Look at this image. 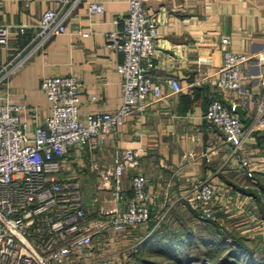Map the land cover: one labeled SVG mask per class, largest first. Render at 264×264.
Returning a JSON list of instances; mask_svg holds the SVG:
<instances>
[{
  "label": "crops",
  "instance_id": "1",
  "mask_svg": "<svg viewBox=\"0 0 264 264\" xmlns=\"http://www.w3.org/2000/svg\"><path fill=\"white\" fill-rule=\"evenodd\" d=\"M94 1L103 4L104 12L88 13L82 2L66 20L63 33L50 37L0 83V97L24 105L20 119L27 131L47 113V101L39 87L44 75L75 73L80 77L81 114L114 111L119 106L121 76L116 66L123 56L106 45L105 33L122 26L113 19L126 14L128 3ZM54 6L50 0H0V23H33L45 8ZM145 6L157 21L153 73L154 80L162 84V98L152 101L144 113L129 116L116 134H109L92 151L84 150L81 160L80 154L70 155L67 162L81 163L84 172L98 180L99 170L92 168L91 158L103 169L122 148H138V171L146 176L152 195L150 210H162V217L174 210L184 214L193 184L208 180L216 188L217 201L227 202L221 222L257 220L262 224L256 198L248 191L250 187L260 190L264 184L262 132H255L244 143L243 152L251 162L248 176L247 169L231 156V146L224 142L222 132L203 114L209 102L218 98L236 103L244 110L245 121L250 119L253 110L245 91L260 88L264 0H146ZM78 28H91L92 32L82 37L76 33ZM222 37L229 38L232 51L251 55L242 65V84L235 92L219 89L211 81L222 60ZM27 38L28 33L0 47V67ZM168 78L179 81V92H172ZM133 172L124 175L125 193L131 191ZM98 190L96 199L101 207H112L110 190Z\"/></svg>",
  "mask_w": 264,
  "mask_h": 264
},
{
  "label": "built area",
  "instance_id": "2",
  "mask_svg": "<svg viewBox=\"0 0 264 264\" xmlns=\"http://www.w3.org/2000/svg\"><path fill=\"white\" fill-rule=\"evenodd\" d=\"M50 1L55 6L45 8L33 23H0V47L28 33L26 42L0 67V83L50 37L63 33L66 20L82 2L88 13L104 12L103 4L94 0ZM145 1L127 0L126 14L113 19L122 26L105 33L106 45L123 56L116 66L121 101L114 111L81 114L82 82L75 73L40 78L47 113L30 131L20 119L24 105L0 97V264H113L104 252L92 256L96 234L104 237L108 228L120 234L150 220L152 195L146 176L138 171L140 149L122 148L103 169L90 159L92 168L99 170L98 188H108L114 200L99 217L87 211L78 176L64 174L71 154L92 151L109 134H116L129 116L144 113L152 101L162 98V84L153 73L157 21L148 14ZM91 32V28L76 31L82 37ZM221 50V64L211 81L219 89L235 92L242 84V65L251 55L232 51L228 37L221 38ZM259 80L258 90L245 91L253 110L247 124L236 113V103L218 98L203 114L222 132L231 156L248 176L251 162L243 152L244 143L255 132H264V59ZM167 83L172 92L181 90L176 78H168ZM130 170L134 171L131 191L125 193L123 178ZM188 204L200 219L217 223L227 208L226 201H217L216 188L208 180L193 184ZM260 227L264 229L263 220ZM140 241L132 245V252L138 251Z\"/></svg>",
  "mask_w": 264,
  "mask_h": 264
},
{
  "label": "trees",
  "instance_id": "3",
  "mask_svg": "<svg viewBox=\"0 0 264 264\" xmlns=\"http://www.w3.org/2000/svg\"><path fill=\"white\" fill-rule=\"evenodd\" d=\"M248 122L249 119H246L244 123ZM262 139H264V132H262ZM248 191L254 194L258 204V214L264 220V184L260 185V190L250 187ZM188 207L189 211L193 212L195 218L199 220L194 222L196 224L188 225L184 220V214L174 210L170 216L175 214L174 218L180 222L183 230L170 229L168 224L163 222L155 227L144 243L143 249L172 250L182 264H191V262L196 264H264V239L263 250L260 252L252 246L254 239L246 233L228 228L223 222L202 220L197 210ZM190 247L196 250L194 254L189 252ZM192 255L195 259L191 260ZM150 263L155 264L152 261Z\"/></svg>",
  "mask_w": 264,
  "mask_h": 264
},
{
  "label": "rangeland",
  "instance_id": "4",
  "mask_svg": "<svg viewBox=\"0 0 264 264\" xmlns=\"http://www.w3.org/2000/svg\"><path fill=\"white\" fill-rule=\"evenodd\" d=\"M79 159L81 160L82 152L80 153ZM72 157H76V155L71 154ZM79 160V162H80ZM64 174H72L77 175L81 182V187L83 191V198L86 204L87 211L93 217H99L101 215V203L100 200L96 199L98 193V180L95 178L93 174H89L84 172L82 164L77 162H72L67 164L66 169L64 170ZM193 209V208H192ZM195 210V209H193ZM150 220L142 225H137L132 228H129L123 233L116 234L110 228H108L104 232V237L101 234L97 233L93 240V250L92 256H96L97 254L103 253L104 256L107 255L112 261L113 264H152L150 261L155 264H182L178 258L175 257L172 250H165L159 248L154 250L143 249V245L146 240L150 237L155 226L158 227L163 222L168 224V227L171 229L177 228V230L182 231V226L180 222L176 219H172L173 216L163 215L162 210H150ZM187 217L184 220L187 221L188 225L196 224L194 222L199 221L198 218L194 216L193 212L189 211V208L185 210L184 213ZM194 217V218H193ZM224 217V216H223ZM159 218V219H158ZM170 218L167 222L166 220ZM222 215L220 217V221H222ZM158 219V220H157ZM257 220L243 222L242 224H234V221H229L224 219L225 226L228 228H233L241 233H246L251 238L254 239L253 245L254 248L260 252H262L263 247V232L264 229L260 227L261 223ZM155 222V224H153ZM259 224V226H258ZM138 244V251L132 252V245L135 244L137 240H140ZM142 249V251H141ZM189 252L194 254L196 252L193 247H190ZM98 256V255H97ZM181 259V257H180ZM195 259L194 255L191 256V260ZM191 264H196L195 262H191Z\"/></svg>",
  "mask_w": 264,
  "mask_h": 264
},
{
  "label": "water",
  "instance_id": "5",
  "mask_svg": "<svg viewBox=\"0 0 264 264\" xmlns=\"http://www.w3.org/2000/svg\"><path fill=\"white\" fill-rule=\"evenodd\" d=\"M235 111L238 114L239 118L241 119V121H245V117H244V110L240 107V106H236L235 107Z\"/></svg>",
  "mask_w": 264,
  "mask_h": 264
}]
</instances>
